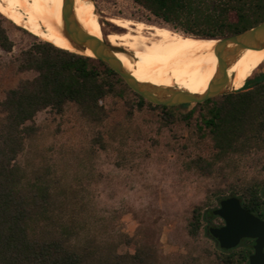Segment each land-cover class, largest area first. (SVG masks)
Returning <instances> with one entry per match:
<instances>
[{
  "label": "trees",
  "instance_id": "trees-1",
  "mask_svg": "<svg viewBox=\"0 0 264 264\" xmlns=\"http://www.w3.org/2000/svg\"><path fill=\"white\" fill-rule=\"evenodd\" d=\"M133 2L171 28L205 39L239 33L264 19V0ZM6 23L7 18L0 13V49L9 53L14 43ZM12 62L16 71L32 76L18 80L0 100V264H160L149 248L118 252L86 233L50 173L28 172L19 164L25 140L35 133L34 118L42 110L60 114L70 103L88 121L101 123L107 116V99L130 93L137 109L148 106L158 111L165 124L181 121L199 139L207 140L212 158L198 156L192 161L203 173L226 157L264 144V63L259 66L261 71L232 93L200 103L166 106L133 92L105 62L48 40L33 37ZM188 105L191 108L178 111ZM262 189L264 184L253 182L235 193L244 208L264 220ZM207 213L223 223L212 210L197 207L187 222L190 237L196 239L204 220L210 222ZM205 231L210 235L207 225ZM213 240L214 252L204 264H248L253 239L244 238L230 249L220 248Z\"/></svg>",
  "mask_w": 264,
  "mask_h": 264
},
{
  "label": "rangeland",
  "instance_id": "rangeland-1",
  "mask_svg": "<svg viewBox=\"0 0 264 264\" xmlns=\"http://www.w3.org/2000/svg\"><path fill=\"white\" fill-rule=\"evenodd\" d=\"M90 1L104 40L108 33L126 31L111 23V17L129 21L130 26L155 23L183 34L133 0ZM7 20L14 46L9 53L0 49V100L18 80L32 76L16 71L13 57L33 37L44 40L42 33ZM262 63L250 76L263 69ZM169 84L181 87L173 79ZM105 106L107 116L101 123L88 121L70 103L60 114L38 112L33 121L35 133L25 140L17 161L28 172L48 171L85 232L118 252L149 248L160 264L206 263L215 241L205 227L222 223L207 213L210 222L204 220L194 239L187 233L192 211L197 207L213 211L221 199L239 197L235 192L249 183L264 184V144L226 157L203 173L192 161L198 156L211 159L210 145L185 123L165 124L157 110L137 109L130 93L108 98Z\"/></svg>",
  "mask_w": 264,
  "mask_h": 264
},
{
  "label": "bare ground",
  "instance_id": "bare-ground-1",
  "mask_svg": "<svg viewBox=\"0 0 264 264\" xmlns=\"http://www.w3.org/2000/svg\"><path fill=\"white\" fill-rule=\"evenodd\" d=\"M61 6L62 0H0V12L12 22L42 33L40 38L57 46L76 51L61 34ZM93 8L90 0H75L77 20L87 32L101 38L102 27ZM109 20L126 29L122 33H108L106 39L133 53L134 61L121 52L115 55L136 79L156 85H168L173 79L192 93L203 92L211 82L217 64L214 39L184 36L155 23L130 26L129 21L113 17ZM84 53L91 55L89 50ZM262 60L264 48L243 51L228 69L231 88L239 89Z\"/></svg>",
  "mask_w": 264,
  "mask_h": 264
},
{
  "label": "water",
  "instance_id": "water-1",
  "mask_svg": "<svg viewBox=\"0 0 264 264\" xmlns=\"http://www.w3.org/2000/svg\"><path fill=\"white\" fill-rule=\"evenodd\" d=\"M74 9L75 0H62L61 34L76 49L72 52L105 62L133 92L153 104L178 106L200 103L238 90L231 88L228 69L246 49L264 48V19L239 33L212 38L216 41L213 45L217 59L215 74L203 92L192 93L171 84L156 85L136 79L115 55L121 52L134 61L133 53L122 46L111 44L102 36L99 38L87 32L77 20ZM86 50L91 55L85 54ZM212 212L223 221L220 225L209 227L210 235L216 239L220 248L230 249L236 247L244 238L253 239V251L248 256V264H264V220L244 208L236 196L221 199L219 206Z\"/></svg>",
  "mask_w": 264,
  "mask_h": 264
},
{
  "label": "flooded vegetation",
  "instance_id": "flooded-vegetation-1",
  "mask_svg": "<svg viewBox=\"0 0 264 264\" xmlns=\"http://www.w3.org/2000/svg\"><path fill=\"white\" fill-rule=\"evenodd\" d=\"M209 228V227H208Z\"/></svg>",
  "mask_w": 264,
  "mask_h": 264
}]
</instances>
